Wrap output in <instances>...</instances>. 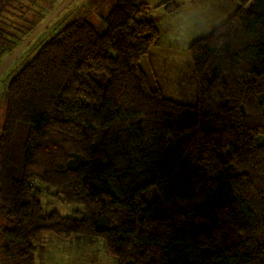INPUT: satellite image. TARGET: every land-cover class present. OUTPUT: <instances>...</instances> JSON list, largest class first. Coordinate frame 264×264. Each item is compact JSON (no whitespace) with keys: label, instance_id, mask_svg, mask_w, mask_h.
<instances>
[{"label":"trees","instance_id":"obj_1","mask_svg":"<svg viewBox=\"0 0 264 264\" xmlns=\"http://www.w3.org/2000/svg\"><path fill=\"white\" fill-rule=\"evenodd\" d=\"M241 1L189 45L194 105L154 88L141 65L162 33L146 0H116L103 32L68 23L11 78L2 264L11 243L26 253L46 231L98 241L116 264H264V0ZM10 3L0 0V34L11 27L15 42L29 21L11 22ZM37 182L83 210L44 212Z\"/></svg>","mask_w":264,"mask_h":264},{"label":"rangeland","instance_id":"obj_2","mask_svg":"<svg viewBox=\"0 0 264 264\" xmlns=\"http://www.w3.org/2000/svg\"><path fill=\"white\" fill-rule=\"evenodd\" d=\"M63 1L11 0L9 5L11 15L7 11L4 12L10 17L11 22L16 25L23 23L24 19L28 20L29 25L26 31L30 30L31 32ZM146 1L150 2L149 4L153 7L152 10L155 13H151V16L157 17L161 32L165 30L166 37L172 34V30L169 33L166 31L169 27L177 28L181 31L185 27V31L194 29L192 33H195L191 38H199L210 33L242 4L241 0H177V3L181 5L180 13L176 15L169 13L170 15H175L176 18L166 19L167 13L160 10L158 5L154 6L155 0ZM115 3L116 0H73L13 60L0 75V134L6 115L7 90L11 78L33 58L49 38L57 34L68 23L74 20L86 19L92 22L100 32H103L106 29L104 18ZM163 23L165 26H163ZM4 28L6 32L0 34V63L14 50L16 42H19L21 37L25 38L30 33H25V31L20 37L15 39V42H10L9 32L13 31V29L5 26ZM161 36L162 33L159 39H161ZM185 39L181 37L179 40L170 42V47L167 48L168 51L170 50L168 53L177 56V50L185 46ZM162 41L168 42L166 38L162 39ZM186 51L189 53L192 62L189 45ZM185 63L187 68H183L177 80L175 75L170 72L174 68L172 65L157 69L156 77L150 72L149 78L153 87L154 84L156 87L161 86L160 88L165 96L177 102L194 105L198 100V81L195 83L192 81V75H195L193 62L191 64L192 69L191 66L188 68V62ZM37 188L41 191L44 212L57 210L63 215H73L76 214V209L83 210L81 205L69 204L61 200L55 195L54 189L45 182H37ZM144 196L146 200L151 201L154 198V192L147 190L144 192ZM6 225L13 226V222L0 214V227L2 228ZM77 238L80 240H77ZM90 241L80 235L79 237L74 236L70 239L60 240L53 232L46 231L43 232L38 244H35V248H29L26 253L21 251L26 249L28 243H11L12 254L9 258L4 255L3 264H116L115 259L100 247L98 241ZM34 243L36 242L34 241Z\"/></svg>","mask_w":264,"mask_h":264},{"label":"crops","instance_id":"obj_3","mask_svg":"<svg viewBox=\"0 0 264 264\" xmlns=\"http://www.w3.org/2000/svg\"><path fill=\"white\" fill-rule=\"evenodd\" d=\"M149 1H152V0H149ZM162 1L163 0H155L156 3L154 6L158 5ZM159 8L160 10H163L164 12H166V10L162 6H159ZM153 12L155 13L154 10L150 12V16H151V13ZM178 13H180V11ZM175 15H170L169 13H167L166 19L171 18V17L176 18ZM152 16L151 18L154 19L155 22L158 24L157 17H154V16L152 17ZM163 26H165L164 23H163ZM192 29L190 31H185L186 28L184 27V29H182L181 31L180 29L169 27L168 29H166V31L167 33H169L170 30H172V34H169L167 37L165 36V30L164 32L162 31L161 39H159L158 43L155 46H153L148 52V54L141 60V65L144 68V70L147 72L148 76H149V73L151 72L153 73L154 77H156L157 69H162L164 67H167V65H172L174 68L170 72L175 75V78L177 80V78L179 77V73L182 72L184 68L183 61L188 62V65H189L188 68H190L191 66V69H192V65H191L192 62L190 60L189 53L186 51L187 46L190 45V43L194 39H196V38H191L193 34L195 33V32L192 33L194 31V29L193 30ZM181 37L186 38L185 39L186 42H184V45H185L184 47L177 50L178 55L176 56L175 54L168 53L170 52V50L168 51L167 48L170 47V42L179 40ZM165 38L168 40L167 43L165 41H162V39H165ZM192 81L194 83L197 82L196 75H192ZM154 87H156L155 84H154Z\"/></svg>","mask_w":264,"mask_h":264},{"label":"water","instance_id":"obj_4","mask_svg":"<svg viewBox=\"0 0 264 264\" xmlns=\"http://www.w3.org/2000/svg\"><path fill=\"white\" fill-rule=\"evenodd\" d=\"M73 0H64L56 9H54L39 25H37L21 43L0 63V75L13 62V60L27 47V45ZM0 264L1 253H0Z\"/></svg>","mask_w":264,"mask_h":264},{"label":"bare ground","instance_id":"obj_5","mask_svg":"<svg viewBox=\"0 0 264 264\" xmlns=\"http://www.w3.org/2000/svg\"><path fill=\"white\" fill-rule=\"evenodd\" d=\"M184 67L187 68L185 61H183Z\"/></svg>","mask_w":264,"mask_h":264}]
</instances>
